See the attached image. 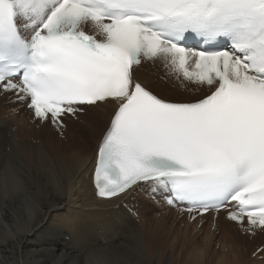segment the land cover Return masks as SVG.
Listing matches in <instances>:
<instances>
[{
	"label": "snow or ice",
	"instance_id": "6c2138e0",
	"mask_svg": "<svg viewBox=\"0 0 264 264\" xmlns=\"http://www.w3.org/2000/svg\"><path fill=\"white\" fill-rule=\"evenodd\" d=\"M157 59L208 94H154L134 69ZM0 92L58 129L115 105L99 196L148 185L190 220L224 211L242 233L264 232V0H0Z\"/></svg>",
	"mask_w": 264,
	"mask_h": 264
},
{
	"label": "bare ground",
	"instance_id": "6f19581e",
	"mask_svg": "<svg viewBox=\"0 0 264 264\" xmlns=\"http://www.w3.org/2000/svg\"><path fill=\"white\" fill-rule=\"evenodd\" d=\"M84 28L91 31L90 25ZM157 60L135 67L143 85L166 99L199 98L188 91L191 98L170 97L176 95L178 84L166 62ZM10 97L14 93L0 92V264H95L89 252L95 250H104L106 264H173L164 250L154 252L149 246L148 232L177 239L181 229L173 222L180 213L164 207L167 215L164 212L155 222L148 217L153 203L142 196L149 195L150 188L140 189L137 194L142 195L103 199L93 185L97 148L115 105L90 108L78 119L80 123L58 129L50 122L36 121L27 104L14 103ZM26 196L34 203L30 218L24 217ZM122 202L130 214L117 206ZM213 215L207 213L203 221L215 224L224 233L223 241L238 247V254L264 255L257 251L264 247V232L242 233L226 220V213H219L215 221ZM183 226L184 231L189 228L187 222ZM242 257L233 264H241L237 261Z\"/></svg>",
	"mask_w": 264,
	"mask_h": 264
},
{
	"label": "rangeland",
	"instance_id": "374dc122",
	"mask_svg": "<svg viewBox=\"0 0 264 264\" xmlns=\"http://www.w3.org/2000/svg\"><path fill=\"white\" fill-rule=\"evenodd\" d=\"M185 93L186 94H182L177 90L176 95H170V97L180 99L184 97L191 98L187 92ZM70 122L80 123L78 120L68 118V120L65 119L64 125H67ZM156 205L157 204H152V206H154V209H150V211L148 212V217H153L155 222L156 219H159L161 217V214H164L165 212L167 215L168 213V209L162 206L157 207ZM172 218L173 216L171 217V219ZM205 221L206 222H203V224L201 225H196V223L194 224L195 221L189 224L187 219H184V217L182 216H177L176 220L173 222V226L176 229H181V231L177 232V239H172L167 236H157L153 233V231L150 230L148 232V234H150V238H148L149 246L153 249L154 252H162V250H164L163 255H170L169 258L172 259L173 264H233L235 262L234 260H238L240 257H242L240 254H238V247L236 248L235 246H231L228 242L225 243L223 241V239H225L224 233L219 230V228L211 225L209 220ZM184 222H187L189 224V228L185 231V226H183ZM170 247L173 248V253L169 251ZM240 250L243 252L242 248H240ZM89 252L93 253L94 251ZM253 252L251 253V255H243V260L240 259L237 262L241 264H264V255H255L253 254ZM196 257L199 258V260H197Z\"/></svg>",
	"mask_w": 264,
	"mask_h": 264
}]
</instances>
